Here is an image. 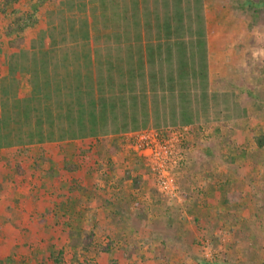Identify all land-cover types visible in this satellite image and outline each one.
I'll list each match as a JSON object with an SVG mask.
<instances>
[{
  "label": "rangeland",
  "instance_id": "374dc122",
  "mask_svg": "<svg viewBox=\"0 0 264 264\" xmlns=\"http://www.w3.org/2000/svg\"><path fill=\"white\" fill-rule=\"evenodd\" d=\"M63 1H49L40 10L47 29L59 31L63 25L68 36V19H83V13H77L76 7L68 10ZM24 3L22 9L29 13L31 2ZM206 7L212 51L207 116L181 134L178 128L157 129L165 139L175 136L180 145L177 159H182L172 165L173 157L171 164L177 178L172 181L173 194L156 188L147 156L130 144L134 132L127 133L125 140L122 136L94 143L78 156L81 162L76 163L81 165L73 173L65 171L60 159L51 166L54 173L51 168V174H45L49 164L43 161L31 168L35 171L31 175L29 164L39 161L36 146L20 147V153L7 156L0 152V263L9 259L8 264H52L49 255L61 250L64 264H264V147L259 150L252 141L264 134V8L256 10L253 20L249 13L232 9L229 0H210ZM191 91L193 96L197 93L195 86ZM192 107L194 113L203 112L198 102ZM240 112L244 116L236 118ZM18 164L27 173L17 174ZM223 181L230 184L217 191L241 193L240 200H233L239 207L224 208L231 222L220 228L214 223L209 236L187 210L197 214L210 207L214 214L217 204L202 207L199 196ZM186 191L193 194L185 198ZM8 203H23L10 210L15 214L11 221H21L27 214L37 218L9 226L7 214L1 211ZM138 204L146 215L145 226ZM116 207L121 210L119 222L104 214L114 213ZM90 233L91 245L81 252L80 245ZM251 236L257 244L253 249L248 246ZM129 252L132 257L125 259Z\"/></svg>",
  "mask_w": 264,
  "mask_h": 264
},
{
  "label": "trees",
  "instance_id": "16d2710c",
  "mask_svg": "<svg viewBox=\"0 0 264 264\" xmlns=\"http://www.w3.org/2000/svg\"><path fill=\"white\" fill-rule=\"evenodd\" d=\"M19 1L3 0L0 19ZM24 1L31 2V11L14 16L5 38L0 39V48L3 45L19 48L25 40L20 35L38 22L33 20L36 12L53 0ZM78 2L64 0L62 4L68 10L76 7L77 13H83V19H68V36L63 25L47 37L46 43H43L45 32L42 33L40 40L31 44L39 47L38 50L30 56L24 52L10 55L7 74L0 77V150L19 147L20 153V147L69 142L68 145H76V161L69 163L67 153L66 160L63 157L60 163L69 173L80 167L81 163H76L81 162L78 156L106 136L120 135L125 140L127 133L139 132L149 123L155 130L167 126L178 128L181 134L184 126L192 128L197 121L193 104L200 103L204 111L209 101L203 0ZM229 4L234 10L249 13L253 20L256 10L264 8V0H229ZM15 33L16 36H12ZM43 47L49 48L42 50ZM59 47L61 49H57ZM23 81L28 88L21 87ZM194 86L197 93L193 96ZM242 116L244 113L240 112L236 118ZM252 141L261 150L264 134L253 136ZM38 148L39 161L33 160L29 170L46 160L42 154L44 149ZM179 148L177 145L176 149ZM20 166L15 167L17 174L27 173V169ZM51 168L54 167L45 174H51ZM91 170L87 172L93 173ZM173 176L171 174L170 178ZM229 184L228 181L215 184V190ZM186 193L185 198L193 194L192 191ZM227 194L222 193V206L229 208L235 204L238 210L241 193ZM236 197L238 200L234 202ZM202 204L206 206V202ZM139 207L142 209L140 223L145 226L146 215L143 206ZM219 213L208 210L202 214L203 219L198 215L194 221L205 223V230L211 236L214 223L220 228L231 222L229 213ZM104 214L113 221H121L119 207L112 214ZM223 216L229 219L224 220ZM88 236V241L80 245L81 252L91 245L93 234ZM248 244L249 249L257 247L252 236ZM129 253L125 259L132 257ZM49 258L52 264H64L61 250ZM8 261L0 264H8Z\"/></svg>",
  "mask_w": 264,
  "mask_h": 264
},
{
  "label": "crops",
  "instance_id": "0c3cea01",
  "mask_svg": "<svg viewBox=\"0 0 264 264\" xmlns=\"http://www.w3.org/2000/svg\"><path fill=\"white\" fill-rule=\"evenodd\" d=\"M204 1V8H207L206 6H208V4H209V1L210 0H203ZM2 2H3V0H0V8H1V6H2ZM23 2H25V3H28L27 1H24V0H20L18 3H16L15 5H14V7L12 8V10L10 9V10H6V12H5V14H4V19H0V39H2V38H5L4 36H5V31L9 28V25H11V21H12V19L14 18V16L16 17V16H19V15H22V13L24 14V13H27L28 12V10L27 9H22V6H23ZM24 3V4H25ZM48 3H46L45 5H47ZM45 5H44V7H45ZM47 8V7H46ZM43 10V9H42ZM42 10H39L38 12H36V14L34 15V17H33V20H36V21H38L32 28H35V29H31L30 30V28H27V29H25L24 30V32L20 35V36H22V37H24V43L19 47V48H17V47H8V46H6V45H3V46H1V48H0V77H4V75H6L7 74V61H8V58L10 57V55H12V54H16L17 55V53H19V52H24V53H26L27 55H32L34 52H36L37 50H38V48L39 47H37V46H33V45H31L33 42H35V43H37L39 40H40V38L42 37L41 36V34L42 33H44L45 32V35L43 36L44 38V42L43 43H46V41L48 40V36L49 35H51V33L52 34H54L57 30H51V29H47V23H44L43 21V19H44V17H43V11ZM35 18V19H34ZM204 18H205V24H207V15H206V13L204 14ZM43 20V21H42ZM48 27H50V26H48ZM28 29H29V32H28ZM206 25H205V42H206V48H207V53H206V55H207V65H208V69H209V67H210V63H211V42H209V35H208V33L206 32ZM30 32H31V35H30V37H29V34H30ZM12 36H16V33L15 34H12ZM47 46V45H46ZM49 47H43L42 48V50H46V49H48ZM57 49H61V47H59V48H57ZM145 48H143V51L145 52ZM21 87L22 88H28V85H27V83L25 82V81H23L22 83H21ZM207 109H208V107L206 108V110H202L203 112L202 113H200V114H197L196 112L194 113L195 115V117L197 118V120L199 119V118H201V117H206L207 116V114H206V112H207ZM194 117V118H195ZM196 125V121L194 122V124H193V126H195ZM154 125H152V123H149V124H147L146 126H145V128L144 129H141L140 131H142V130H149V129H152V130H155L154 129ZM167 127H169V126H167ZM171 127V126H170ZM173 128V127H172ZM188 129H191V127L190 126H184L183 127V130H188ZM155 131H157V130H155ZM191 131H192V129H191ZM117 137H120V136H118V135H113V136H106V137H104L105 139H109V138H117ZM121 142H123V141H121ZM68 143L69 142H65V143H62V144H60V145H57V144H55V143H52V144H43V145H29V146H27L26 148H30V147H39V146H41L44 150H46V153L45 154H43V156L44 157H46L45 159V162H48L49 160H51V161H54V162H58L60 159H62L63 157H65V155H67V153H69V156H70V158H68V159H70L71 161L72 160H75L76 161V159H75V155H76V151H75V147L74 146H76V145H68ZM70 144V143H69ZM73 144H79V143H77V142H73ZM120 144V143H119ZM59 146H60V148H59ZM78 146V145H77ZM177 146V145H176ZM19 147H12V148H10V149H1L0 150V152H1V154H5L6 156H7V154L9 155V153H14L15 151H17V149H18ZM62 148V149H61ZM10 151V152H9ZM71 156H73V157H71ZM180 157L181 155H180V153H179V150L178 149H176V154L174 155V158H175V160H174V158H172V160H174V163H173V165H175V164H177L176 163V161L177 160H181L182 159V157L181 158H178L177 159V157ZM66 158V157H65ZM47 159H49L48 161H47ZM67 159V160H68ZM47 164H49L48 166H49V168H47V171L50 169V167L51 166H54V163H47ZM201 164V162L199 163V165ZM39 166H40V164H39ZM32 171L35 173V171L34 170H31V174H32ZM37 173V172H36ZM53 173H54V169H53ZM175 173H173L172 172V176L174 175ZM22 178H20L19 179V183H22V180H21ZM72 180V179H71ZM173 181L174 180H177V178L175 177V175L173 176V179H172ZM70 182H72V181H70ZM34 182L33 181H31L30 183H28L29 185L30 184H33ZM228 189V188H227ZM226 190V189H225ZM229 190V189H228ZM219 194H221V192H218V191H216V190H211L210 191V193L209 192H207V194H203V195H200L199 197L200 198H202V200H204V202H206V206L208 207L209 205H216V211L215 212H222V210H224V207L222 206V204H221V202L220 203H217L216 201H215V199H217V198H219L218 197V195ZM11 198H14L13 200H16V198L17 197H11ZM20 201H22L21 199H20ZM204 202H202V203H204ZM23 203H21L20 205H22ZM7 206H5L4 208H2V212H4L3 214H7V216L5 217V218H7V220L5 219V222L7 223V221L9 222V226H11V225H14L15 226V224H14V222L15 221H11L10 220V218L9 217H14L15 216V214L14 213H12L10 210L12 209V208H14V207H18V206H20V205H18V206H16V205H12V204H10L9 205V203L8 204H6ZM197 206V205H196ZM201 206L203 207V204H201ZM212 207V206H211ZM209 209V211L212 213V209L210 208V207H208ZM7 210V211H6ZM15 210V209H14ZM25 210V209H24ZM208 210L206 211L205 209L204 210H199L198 212H197V214H195L193 211H192V209H190L189 211L187 210V214H194V215H196V217H197V215H202V214H206V212H208ZM214 212V211H213ZM226 212V210H224V212L223 213H225ZM228 212V211H227ZM21 214V215H25V214H23V213H26V211H24V212H22V211H20V212H18V214ZM199 213V214H198ZM27 217H23L22 219H21V221H17L19 224L20 223H25V221H26V224H30V220H32L33 219V217L34 218H37L36 217V215L35 214H32V216L33 217H30V216H28V214L26 215ZM31 218V219H30ZM26 219V220H25ZM195 219V218H194ZM10 220V221H9ZM208 221H210V220H208ZM17 222H15L16 224H17ZM41 222H43V221H41ZM206 222H207V220H206ZM203 225V227H204V225H205V223H203L202 224ZM7 225H5V227H6Z\"/></svg>",
  "mask_w": 264,
  "mask_h": 264
},
{
  "label": "built area",
  "instance_id": "2783aa9c",
  "mask_svg": "<svg viewBox=\"0 0 264 264\" xmlns=\"http://www.w3.org/2000/svg\"><path fill=\"white\" fill-rule=\"evenodd\" d=\"M131 136L133 150L142 154L144 152V157L147 156L156 188L163 193L173 194L174 186L170 177L172 158L176 154L175 136L165 139L157 131L147 130L134 132Z\"/></svg>",
  "mask_w": 264,
  "mask_h": 264
}]
</instances>
